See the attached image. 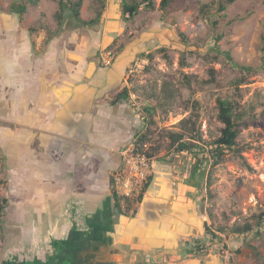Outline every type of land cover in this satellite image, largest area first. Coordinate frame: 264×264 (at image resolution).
I'll return each instance as SVG.
<instances>
[{
  "label": "rangeland",
  "instance_id": "obj_1",
  "mask_svg": "<svg viewBox=\"0 0 264 264\" xmlns=\"http://www.w3.org/2000/svg\"><path fill=\"white\" fill-rule=\"evenodd\" d=\"M103 1L105 9L98 27L101 31L108 26L116 34L113 38L116 42L105 49L117 51L116 58L121 56L118 47L128 45L129 40L136 49L133 53L131 46L124 79L129 89L128 99L141 114L142 129L136 139H142V148L152 160L151 182L139 194L140 202L139 196L129 200L128 218H134L149 202L150 189L161 187L165 180H170L176 205L185 206L173 203L174 208L189 207L197 216L195 232H185L190 229L188 224L186 228L176 229L180 239L175 248L157 249L146 256L114 243L118 241L116 238L110 241L111 248L106 246L103 252L106 259L116 264L111 249H119L117 254L122 264H264V216L261 217L264 215V55L261 50L264 0H237L222 12H218V5H224L226 0H172L164 12L158 10L160 0H154L156 10L140 9L130 21H125L122 15L121 0ZM208 3H212L210 21L200 14V6ZM99 8V0H82L80 20L94 19ZM75 21L78 20L69 11H60L52 0H0V198L7 199L0 225V252L11 245L34 243L31 239L37 243L38 238L53 239L50 230L46 233L44 229L42 233L43 229H38L41 223L27 203L30 190L28 186H19L18 174L14 172L13 49L18 50L19 43L30 39L31 34L47 38L50 32L67 29ZM66 23L69 25L63 26ZM20 48L23 51V45ZM161 48L166 49L167 58L158 52ZM150 54L148 58L146 55ZM232 63L254 67L256 71L243 74ZM209 70L213 71L215 80L202 85L196 77L209 79ZM242 74L244 82L239 90H231V83ZM185 76L191 77L189 84ZM226 97L235 101L244 119H256L240 132L237 147L223 150L221 161L206 167L203 178L189 177L196 158L207 159L213 150L211 142L223 126L216 116V99ZM188 117L191 120L196 117L195 123L191 124ZM150 119L154 121L151 124ZM181 131L186 139L193 134L200 137L196 156L168 149L166 133ZM236 148H241V152L237 154ZM125 201L120 199L121 205ZM134 210V216H130ZM18 222L24 230L16 226ZM204 223L213 231L224 229L218 234L220 239L211 243L200 259H181L183 243L203 237ZM246 224L253 227L251 232L242 235L233 232ZM58 226L62 228V222ZM92 251L81 254L95 258L98 251Z\"/></svg>",
  "mask_w": 264,
  "mask_h": 264
},
{
  "label": "crops",
  "instance_id": "obj_2",
  "mask_svg": "<svg viewBox=\"0 0 264 264\" xmlns=\"http://www.w3.org/2000/svg\"><path fill=\"white\" fill-rule=\"evenodd\" d=\"M100 20L91 31L75 21L60 32L47 31V38L31 34L13 49L14 172L19 186L30 190L27 203L43 223L42 233L57 235L58 222L68 230L69 221H77L84 233L95 232L100 253L117 238L114 243L148 256L175 248L176 229L188 224L185 232H193L197 216L189 207L174 208L170 180L150 189L149 202L132 219L115 207L110 175L120 165L119 150L137 140L142 122L129 99L113 102L128 89L124 76L133 41L123 45L112 66L103 67L100 50L115 43L116 34L107 25L100 31ZM111 252L122 264L119 249Z\"/></svg>",
  "mask_w": 264,
  "mask_h": 264
},
{
  "label": "trees",
  "instance_id": "obj_3",
  "mask_svg": "<svg viewBox=\"0 0 264 264\" xmlns=\"http://www.w3.org/2000/svg\"><path fill=\"white\" fill-rule=\"evenodd\" d=\"M57 3L58 8L60 11H69L70 15L79 21L80 24L91 27L94 26L99 22V19L103 15V11L105 9L104 1H100V8L95 15L94 19H91L87 22L80 20V9L82 6V0H52ZM237 0H226V3L224 5H218V12H222L226 9L228 5H231ZM172 0H160L158 4V10L161 12H164L166 8L170 5ZM121 7H122V15L125 19V21L132 20L135 16H137L140 12V9L146 10V11H154L156 10V5L154 0H121ZM212 3L203 4L200 6V14L202 15L203 19L209 20L210 15V7ZM208 17V18H207ZM212 25H216L215 22H211ZM262 41V53L264 55V35L261 37ZM122 47H118V51H120ZM165 48H161L158 50L160 55L164 58H167ZM144 56V55H143ZM148 58L151 57L150 55H146ZM182 62L184 61L183 57L181 58ZM229 60L231 61V58L229 57ZM264 63V59H263ZM235 67H238L240 71L243 74H247L250 72H255L256 68L250 67V66H237V64L232 63ZM259 71V70H258ZM209 79H204L203 76L196 77V80L201 83L202 85H208L212 84L214 82V76L213 71L209 70ZM240 75L238 78H236L231 83V90L237 92L239 90V85H241L244 82V76ZM190 76H185L186 82L189 84ZM129 91L125 87L123 88L113 100L114 103L119 102L120 100L128 99ZM216 108H217V119L222 123V128L220 130L219 136L211 142L212 151L209 155V158L207 159H197L196 163L194 164L193 170L190 171L189 177L193 176L195 178V175L199 176V178H203L205 176L206 167H213L214 165L218 164L221 161V156L223 155V150H232V148L237 147L236 139L239 136L240 132L244 129H247L252 122L255 121V117H250L248 119H244L243 113L239 111L237 104L235 101H233L232 98L226 97V98H217L216 99ZM191 117V116H190ZM190 117H188V121L191 122V124L195 123L196 117L191 120ZM154 121L150 119V124ZM193 131V130H192ZM166 144L169 150H172L174 153L182 154V153H189L194 156H196L195 152L197 148L199 147L197 142H200V137L195 136V134L190 135L187 139L185 136V133L183 131L181 132H167L166 133ZM138 150H142V139L138 140ZM235 152L238 154L241 152V148H236ZM149 157V153H146ZM192 177V179H193ZM151 182V177L148 178V181L146 185L144 186V191L147 190L149 184ZM112 193V192H111ZM112 198L115 202V207L119 214L128 217V211L131 209L130 201L127 199L123 205H121L120 200L117 198V196L112 193ZM142 196H139L138 202L141 201ZM131 200V199H130ZM7 204V199L0 198V225L2 222V214L5 210ZM126 209V210H125ZM135 210L132 211V215L134 216ZM264 215L262 214L261 217ZM204 235L203 237H194L191 242L187 241L184 242L181 250H180V256L181 259H185L187 257L192 258H198L200 259L203 255H205L208 250L211 248V243H213L215 240L220 239L219 233L224 232V229H219L218 231H213L211 228L204 223ZM253 227L250 224L243 225L241 227H236L233 229V232L236 235H242L247 234L251 232ZM94 237L93 239H95ZM221 257V256H220Z\"/></svg>",
  "mask_w": 264,
  "mask_h": 264
},
{
  "label": "flooded vegetation",
  "instance_id": "obj_4",
  "mask_svg": "<svg viewBox=\"0 0 264 264\" xmlns=\"http://www.w3.org/2000/svg\"><path fill=\"white\" fill-rule=\"evenodd\" d=\"M69 222L68 223L70 227L68 228V230H65L62 226V231L60 232V230H58L57 235L53 234L52 237L53 239L51 240L46 238L44 239L38 238L39 243H37V241L31 239V241H33L34 243L29 242V244L26 245L21 243L15 247L14 245L13 246L11 245L10 247H7L5 250L3 251L1 250L0 264H79V262L67 259L66 257L70 255V253H72L74 249L78 250V248H81V246L82 247L84 246L90 252L92 250L96 251L95 246H97L98 243L96 242L94 243L93 240L94 236H93V238L91 239L92 245H83L86 242L87 238L80 237L78 233H82L85 236H89V234L91 235V233H84L87 232L86 229L83 230L84 229L83 227L85 226H82L79 222L77 221H69ZM57 225H59V223H57ZM16 226L20 227L21 230H24V228L21 227L22 225L20 222H18ZM74 234L76 238L74 237ZM40 239L42 240V242L40 241ZM88 257L89 259H87L86 263L91 264L92 256H88ZM105 259H106V255L98 252L97 256L94 258L95 260L94 262L97 264H104V263L111 264L112 261H108V260L105 261Z\"/></svg>",
  "mask_w": 264,
  "mask_h": 264
},
{
  "label": "built area",
  "instance_id": "obj_5",
  "mask_svg": "<svg viewBox=\"0 0 264 264\" xmlns=\"http://www.w3.org/2000/svg\"><path fill=\"white\" fill-rule=\"evenodd\" d=\"M116 56L114 49H105L100 53L101 65L112 66ZM137 146L138 142L134 140L119 150L120 165L111 175L113 192L122 200L139 196L151 175V157Z\"/></svg>",
  "mask_w": 264,
  "mask_h": 264
},
{
  "label": "water",
  "instance_id": "obj_6",
  "mask_svg": "<svg viewBox=\"0 0 264 264\" xmlns=\"http://www.w3.org/2000/svg\"><path fill=\"white\" fill-rule=\"evenodd\" d=\"M94 231V230H93ZM91 233V235L89 234V236H85V235H83L82 233H78L79 235H80V237H86L87 239H86V242L83 244V245H91V239L93 238V236H94V233L95 232H90ZM77 234V235H78ZM74 237H75V234H74ZM76 238V237H75ZM79 247H80V245H79ZM88 250L83 246H81V248H78V250H76V249H74L73 251H72V253H70V255H68L66 258L67 259H70V260H73V261H77V262H79V264H87L86 263V261H87V259H89V257L87 256V255H85V256H83L82 254H80V253H82V252H87ZM80 255V256H79ZM95 260H94V257H92L91 258V264H97V263H95L94 262ZM105 264V263H104ZM108 264V263H107Z\"/></svg>",
  "mask_w": 264,
  "mask_h": 264
},
{
  "label": "clouds",
  "instance_id": "obj_7",
  "mask_svg": "<svg viewBox=\"0 0 264 264\" xmlns=\"http://www.w3.org/2000/svg\"><path fill=\"white\" fill-rule=\"evenodd\" d=\"M109 49H110V48H109ZM114 171H115V170H114ZM114 171H113V172H114ZM113 172H112V173H113ZM112 173H111V175H112ZM111 175H110V190H111V192L113 193ZM149 177H150V176H149ZM112 193H111V194H112ZM117 198H118V197H117ZM118 199L120 200V198H118Z\"/></svg>",
  "mask_w": 264,
  "mask_h": 264
}]
</instances>
